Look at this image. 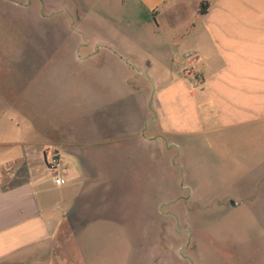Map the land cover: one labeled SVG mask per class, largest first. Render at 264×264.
Here are the masks:
<instances>
[{
  "label": "crops",
  "instance_id": "1",
  "mask_svg": "<svg viewBox=\"0 0 264 264\" xmlns=\"http://www.w3.org/2000/svg\"><path fill=\"white\" fill-rule=\"evenodd\" d=\"M202 1L209 2L203 14ZM105 6L98 20L93 8L78 3L67 14L94 15L78 23L98 32L81 45L97 46L92 57L102 92L133 98L130 123L115 126L137 143L132 156L154 162V141L161 139L168 155L178 144L186 167L191 152L209 144L212 175L240 186L231 201L254 198L264 206V195H256L264 190V0H108ZM190 52L201 78L184 75ZM11 109L0 103V264H133L124 262L116 242L118 219L84 198L103 172L90 179L64 167L67 182L55 184L48 153L64 149L80 161L69 147L74 143L28 135L24 117L3 119ZM110 127L99 121L100 135L84 136L83 144L122 140L108 138ZM106 232L113 241L106 242Z\"/></svg>",
  "mask_w": 264,
  "mask_h": 264
},
{
  "label": "rangeland",
  "instance_id": "2",
  "mask_svg": "<svg viewBox=\"0 0 264 264\" xmlns=\"http://www.w3.org/2000/svg\"><path fill=\"white\" fill-rule=\"evenodd\" d=\"M106 1L0 0V103L12 108L3 119L18 114L27 119L28 135L73 142L69 147L81 159L62 148L63 167L90 179L103 172L100 185L84 198L118 219L114 231L124 262L264 264V206L254 198L231 201L229 194L240 186L212 175L209 144L191 152L185 167L178 144L168 155L165 143L155 139V160L146 164L131 154L137 143L115 131L130 123L133 98L102 92L92 57L97 46L81 45L98 32L80 23L94 15L98 20ZM73 3L96 14L69 15ZM99 121L112 127L109 139L122 140L83 144L84 136L100 135ZM110 233L106 242L113 241Z\"/></svg>",
  "mask_w": 264,
  "mask_h": 264
},
{
  "label": "built area",
  "instance_id": "3",
  "mask_svg": "<svg viewBox=\"0 0 264 264\" xmlns=\"http://www.w3.org/2000/svg\"><path fill=\"white\" fill-rule=\"evenodd\" d=\"M189 60L188 66L184 69V75L186 76H195L201 78L197 70V54L190 52L187 54ZM47 163L52 171V179L55 184L62 185L67 182V179L63 175V163L61 159V154L57 150H50L47 157Z\"/></svg>",
  "mask_w": 264,
  "mask_h": 264
},
{
  "label": "trees",
  "instance_id": "4",
  "mask_svg": "<svg viewBox=\"0 0 264 264\" xmlns=\"http://www.w3.org/2000/svg\"><path fill=\"white\" fill-rule=\"evenodd\" d=\"M209 8V2L208 1H202L200 4L199 11L200 13H206Z\"/></svg>",
  "mask_w": 264,
  "mask_h": 264
}]
</instances>
